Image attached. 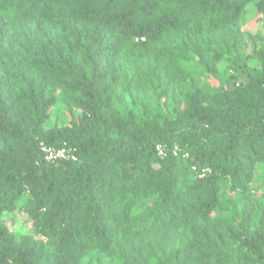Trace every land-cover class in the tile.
<instances>
[{
	"label": "trees",
	"instance_id": "16d2710c",
	"mask_svg": "<svg viewBox=\"0 0 264 264\" xmlns=\"http://www.w3.org/2000/svg\"><path fill=\"white\" fill-rule=\"evenodd\" d=\"M253 1L264 15V0H193L184 9L177 0H0V215L24 198L34 232L16 238L1 222L0 264H84L90 252L149 264L129 252L207 223L226 192L249 197L264 164V47L245 83L209 87L179 72L173 45L197 44L214 64L233 56ZM37 20L39 47L7 34ZM142 59L159 68L144 70ZM175 80L174 116L145 106L139 119L114 104L118 89ZM56 89L80 115L43 129ZM39 141L74 146L77 159L47 161ZM230 203L232 261L264 264V213L252 227L249 202Z\"/></svg>",
	"mask_w": 264,
	"mask_h": 264
},
{
	"label": "rangeland",
	"instance_id": "374dc122",
	"mask_svg": "<svg viewBox=\"0 0 264 264\" xmlns=\"http://www.w3.org/2000/svg\"><path fill=\"white\" fill-rule=\"evenodd\" d=\"M181 9L191 5L193 0H177ZM39 21L31 22L24 29L8 30L7 34L18 32L20 47L27 45L40 46L39 41L42 34L38 30ZM239 34L236 37L233 56L220 58L215 64L207 57L199 45L191 43L189 50L183 51L178 45L176 48L179 60V72L186 68L193 80L207 86H216L223 80L226 87H232L236 83H245L248 74L260 67L254 52L264 47V15L259 13L254 1L244 7L241 17L237 22ZM199 38V36H198ZM194 41L192 38L189 39ZM141 67L146 71L159 68L155 59H142ZM187 80V79H186ZM178 91V81L164 89L159 82L154 81L145 85L143 90H132L122 93L117 90L114 104L119 108L133 109L136 116L141 119L145 106L153 110L174 116V104L172 92ZM56 99L49 110L48 118L44 121L42 128L48 129L53 126L68 124L71 117H78L80 111L72 109L68 111L62 99L60 89L55 90ZM264 164H260L251 184L249 197L233 200L225 193L226 204L215 211L207 223H200L192 230H179L173 239L168 234H162L159 239L148 237L129 256L135 261H147L149 264H235L231 256L236 253L237 242L228 240L224 231L225 225L233 215L231 201L235 202V208L240 209L242 201H248L247 208L251 207L249 218L251 226L256 224V213H264ZM24 198L19 201L13 212H4L0 215V223H5L16 238L26 234H33V226L29 211L22 207ZM38 238V236H36ZM242 250H246L242 247ZM84 264H123L122 259L116 255L109 256L105 253L90 252L84 259Z\"/></svg>",
	"mask_w": 264,
	"mask_h": 264
},
{
	"label": "built area",
	"instance_id": "2783aa9c",
	"mask_svg": "<svg viewBox=\"0 0 264 264\" xmlns=\"http://www.w3.org/2000/svg\"><path fill=\"white\" fill-rule=\"evenodd\" d=\"M238 84V83H236ZM39 148L40 151L43 153L44 158L47 161H60V160H76L77 155H76V148L74 146H71L69 144H66L63 142V144L59 146L47 144L44 141H39ZM157 152L159 154L163 153V147L161 145L156 146ZM176 151L174 150V154ZM187 155V153H185ZM193 169H196L195 166H192ZM205 171H209V169L205 168ZM203 170V171H204ZM204 173H200V176H203Z\"/></svg>",
	"mask_w": 264,
	"mask_h": 264
}]
</instances>
